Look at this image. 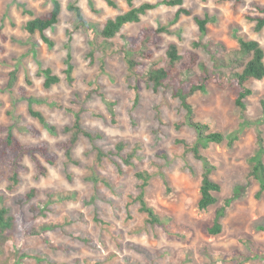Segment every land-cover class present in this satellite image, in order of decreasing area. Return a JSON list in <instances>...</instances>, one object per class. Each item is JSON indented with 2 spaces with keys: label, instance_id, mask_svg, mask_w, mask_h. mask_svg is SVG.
Here are the masks:
<instances>
[{
  "label": "rangeland",
  "instance_id": "obj_1",
  "mask_svg": "<svg viewBox=\"0 0 264 264\" xmlns=\"http://www.w3.org/2000/svg\"><path fill=\"white\" fill-rule=\"evenodd\" d=\"M53 1L0 0V32L8 38L3 43L0 37V46L6 49L0 52V126L11 128L22 144L46 142L57 155L54 166L42 160L48 169L44 176L25 158L27 171L15 188L0 173V208L22 215L35 233L26 236L17 227L11 229L0 245V264H264V191L250 175L249 163L258 148V131L264 135V80L249 83L254 91L245 112L250 125L235 105V87L211 85L190 100L195 120L226 137L223 144L204 150L216 166L213 178L222 191L216 206L200 211L201 163L180 143L192 145L196 140L194 130L182 125L186 111L172 97L171 89L155 92L147 79L132 76L120 51L126 38L141 28L166 26L169 32L152 48L153 57L136 58L145 70L165 66L169 47L176 45L183 62L194 51L209 67L213 56L238 71L242 68L236 52L239 36L256 40L264 48V30L256 32L250 19L259 15L256 7L264 6V0H185L193 16L208 20L206 35L200 33L193 16L175 22L176 8L159 5L139 23L126 25L108 43L99 31L108 19L129 9L125 0H114L115 8L105 0H58L62 6L59 22L47 32L54 42L51 47L39 33L31 35L24 26L50 12ZM71 4L82 9L88 26L78 24L68 10ZM194 42L209 51L194 49ZM68 54L75 65L73 87L64 74ZM180 65L176 64L175 73L181 72ZM47 68L61 78L50 89L43 86L42 71ZM31 110L41 113L45 122ZM78 112L83 127L102 134L103 139L92 143L78 135L69 159L58 145L74 136ZM236 134L240 139L230 146L229 138ZM120 143L127 145L124 153L137 150L134 167L119 157L115 159L122 172L114 159L97 161L95 146L108 152ZM143 170L153 175L146 191L149 205L161 217L171 219V229L179 234L152 226L140 212L135 199L141 182L135 174ZM93 176L108 180L109 186L94 182ZM236 190L239 198L227 210L222 233L208 234L216 210ZM256 253L260 258H253Z\"/></svg>",
  "mask_w": 264,
  "mask_h": 264
},
{
  "label": "trees",
  "instance_id": "obj_2",
  "mask_svg": "<svg viewBox=\"0 0 264 264\" xmlns=\"http://www.w3.org/2000/svg\"><path fill=\"white\" fill-rule=\"evenodd\" d=\"M105 1L109 6L114 8L117 7L114 0ZM125 1L129 9L114 18L108 19L99 31V35L103 38L105 43L116 38L126 25L139 23L143 16L147 15L149 11L156 9L159 5L176 8L175 22L179 21L182 16H193L192 10L186 7L185 0H161L157 3L146 2L139 6L135 5L134 0ZM225 1L234 3L242 2V0ZM256 9L259 15L251 17L250 19L255 23V31L261 32L264 30V6L257 5ZM68 10L74 14L80 26H88L83 11L78 5L71 4L68 6ZM61 12V3L58 0H54L50 12L44 16L35 17L27 21L24 28L31 35L39 33L44 43L53 47L54 42L49 38L47 32L58 24ZM193 17L200 33L206 35L208 32V20L198 16ZM168 32L169 29L166 26H160L158 28L143 27L135 36L126 38V44L120 51L124 53L128 71L132 76L147 79L155 92L165 88L171 89L172 97L177 99L182 108L186 111L185 120L182 125H187L194 130L196 140L192 145L186 141H181L180 143L201 163L200 197L197 205L200 211H206L218 204V195L221 193L222 188L213 178L216 166L212 160L204 154V150L214 144H223L226 141V137L221 132H211L208 125L195 120V112L190 100L195 94L206 92L211 85L235 87L238 90L235 105L240 110L244 123L250 125L251 122L247 121L245 112L247 110L248 99L254 94V91L249 86V83L252 80H264V48L256 40H249L243 36H239L237 38L239 49L236 52L242 58V68L235 71L231 69L229 64L217 60L213 56L211 58L212 66L209 67L200 60L198 53L194 51H189L186 56V61L183 62L184 58L179 53L177 46L171 45L167 51L168 63L165 66L159 68L151 67L145 70L146 66L136 60L137 56L139 55L146 59H151L153 57L152 48L157 47L162 42V34ZM0 37L3 43L8 39L2 32H0ZM200 47H204L209 51L206 45L204 46V44L200 42H194V49ZM0 52H6L4 46H0ZM177 63H181L180 73L174 72ZM101 64H105V61L103 60ZM66 65L67 68L64 71L65 78L67 83L73 87L75 83V65L73 64L71 54H68ZM196 69L200 71L199 74L196 73ZM42 75L44 77L43 86L46 89H50L52 86L61 82V78L55 75L50 68L44 69ZM181 75H183L184 78H181ZM136 99H139V94H137ZM38 102L46 103V101L42 100ZM31 113L41 122H45L41 113L34 110H31ZM73 130L75 132L74 136L68 142L58 145L59 148L65 149L66 156L69 159H72V151L77 143L78 135H83L92 143L103 139L102 134H95L83 127L81 112L75 113ZM0 133L4 134L0 137V173L4 172L6 174L7 179L11 183L10 188H15L21 181V174L27 171L23 163L25 158H29L33 161L35 169L40 176L46 175L48 171L47 167L42 164V160L49 166H54L56 164L57 155L50 151L46 142H41L36 145L22 144L9 127L0 126ZM239 139L240 137L237 134L232 135L229 138V145L232 146ZM257 139L258 148L249 160L250 175L260 182L261 189L264 191V135L261 130L258 131ZM126 146L125 143H120L116 146L115 150H110L108 152L95 146L97 161L103 162L105 158L114 159L116 166L120 169V172H122L121 164L115 159V157H119L123 164L134 167L135 163L133 160L137 155V150L135 149L132 152L124 153ZM135 176L141 182L140 194L135 199L140 207V212L146 215L147 221L152 226H164L167 231L179 234V232L171 229L172 220L161 217L156 209L149 205L146 199L147 187L150 186L153 178L152 173L147 170L137 171ZM93 180L94 182H103L109 186L108 180L106 179L103 180L97 176H93ZM238 198L239 191L236 190L235 195L227 199L225 204L216 210L213 225L207 228L208 234L216 236L222 233L223 220L227 215V210ZM14 227H17V229L26 236L35 235L31 226L22 215L14 216L11 215L5 207L0 208V245L4 243L7 233ZM79 239L88 242L86 239ZM253 258H260V254L256 253Z\"/></svg>",
  "mask_w": 264,
  "mask_h": 264
}]
</instances>
